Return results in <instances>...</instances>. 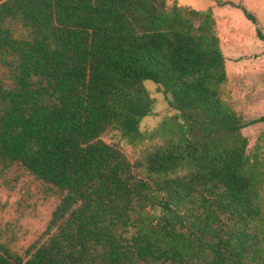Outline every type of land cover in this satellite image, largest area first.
<instances>
[{"label":"trees","instance_id":"obj_1","mask_svg":"<svg viewBox=\"0 0 264 264\" xmlns=\"http://www.w3.org/2000/svg\"><path fill=\"white\" fill-rule=\"evenodd\" d=\"M171 1L0 0V167L63 193L43 241L0 238V264H264V155L243 133L264 116L224 97L213 8ZM145 81L175 113L139 177L102 137L143 138Z\"/></svg>","mask_w":264,"mask_h":264},{"label":"rangeland","instance_id":"obj_2","mask_svg":"<svg viewBox=\"0 0 264 264\" xmlns=\"http://www.w3.org/2000/svg\"><path fill=\"white\" fill-rule=\"evenodd\" d=\"M177 1L198 10L213 8L229 77L223 88L224 97L247 121L263 117L264 0ZM244 9L256 18V22L246 16ZM7 77L0 64V83ZM145 86L155 102L153 114L142 121L143 138L130 141L111 130L102 137L127 157L139 177L146 175L148 150L162 142L157 129L167 116L175 113L155 82L145 81ZM243 133L249 138V152L263 157L264 121L248 126ZM62 196L60 190L36 178L19 164L0 167L1 240L19 253H24L33 243L43 241Z\"/></svg>","mask_w":264,"mask_h":264}]
</instances>
